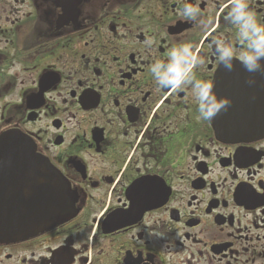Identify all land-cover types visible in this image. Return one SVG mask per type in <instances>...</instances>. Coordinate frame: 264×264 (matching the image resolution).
I'll use <instances>...</instances> for the list:
<instances>
[{"label": "flooded vegetation", "instance_id": "obj_1", "mask_svg": "<svg viewBox=\"0 0 264 264\" xmlns=\"http://www.w3.org/2000/svg\"><path fill=\"white\" fill-rule=\"evenodd\" d=\"M246 3L264 26V0ZM230 11L0 0V139L27 140L0 142V264H264V74L240 62ZM183 45L230 103L210 122L192 85L151 73Z\"/></svg>", "mask_w": 264, "mask_h": 264}, {"label": "clouds", "instance_id": "obj_2", "mask_svg": "<svg viewBox=\"0 0 264 264\" xmlns=\"http://www.w3.org/2000/svg\"><path fill=\"white\" fill-rule=\"evenodd\" d=\"M231 11L228 20L238 28L241 43L245 44L246 50L241 52L239 60L250 74L262 73L260 61L264 60V26L257 23L255 14L248 10L246 0H229ZM181 14L189 19L195 20L198 10L185 5ZM149 44L151 41L148 42ZM216 50L219 53V60L229 72L233 70V53L229 46L223 41H214ZM204 64V60L193 52L192 46L183 45L173 48L168 53V63L156 62L151 67V73L160 88L170 89L171 92H178L184 86L192 85L195 98L198 102L200 118L211 121L221 111L230 107L227 100L217 101L212 95L213 85L195 80L194 70ZM254 81H248L251 86Z\"/></svg>", "mask_w": 264, "mask_h": 264}, {"label": "water", "instance_id": "obj_3", "mask_svg": "<svg viewBox=\"0 0 264 264\" xmlns=\"http://www.w3.org/2000/svg\"><path fill=\"white\" fill-rule=\"evenodd\" d=\"M21 139H18V138H15V137H4V138H1L0 139V142H6V141H15V142H18L20 141ZM51 205L49 204V197H46V211H45V214L46 216L49 214V207Z\"/></svg>", "mask_w": 264, "mask_h": 264}]
</instances>
